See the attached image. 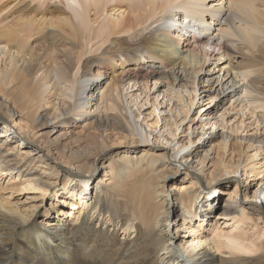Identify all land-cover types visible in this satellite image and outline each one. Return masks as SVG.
<instances>
[{
  "label": "bare ground",
  "instance_id": "bare-ground-1",
  "mask_svg": "<svg viewBox=\"0 0 264 264\" xmlns=\"http://www.w3.org/2000/svg\"><path fill=\"white\" fill-rule=\"evenodd\" d=\"M77 1L0 0V264H264V0Z\"/></svg>",
  "mask_w": 264,
  "mask_h": 264
},
{
  "label": "rangeland",
  "instance_id": "rangeland-1",
  "mask_svg": "<svg viewBox=\"0 0 264 264\" xmlns=\"http://www.w3.org/2000/svg\"><path fill=\"white\" fill-rule=\"evenodd\" d=\"M40 1H44V0H23V2H24V4H32L33 6H35V5H37V3H39ZM61 2H63L64 3V5L66 6V10L68 11V13L70 14V15H73L74 14V12L76 11H78L79 10V2L77 1V0H45V5L46 6H48V5H50V6H54V5H56V4H59V3H61ZM119 2V4L118 5H120V6H122V7H124V9H126L127 7H129V6H131V5H133L132 3H135L136 2V0H119L118 1ZM117 2V3H118ZM13 4H16V3H13ZM12 4V5H13ZM23 6V5H22ZM122 11V10H121ZM119 13H116V15H118ZM157 62V61H156ZM158 63V62H157ZM218 105V106H217ZM211 107H213L212 109H213V114H217V115H219L220 113H221V111L225 108V105L224 104H222L221 102H220V99H217L214 103H213V105L211 106ZM211 111V110H210ZM55 126H58V128H57V130H58V132H56V133H53V134H51V133H48V134H46L45 136H44V138H46L47 140H49V141H51V142H54V143H62V142H64L65 140H67L68 138H70V137H75V138H77L78 136H82V135H79L77 132L74 134V133H71V132H69L68 130H66L65 128H64V126L62 125V123H56V124H53V123H50L49 124V129L48 130H51V128L50 127H55ZM1 127H3V128H5L6 130H10L11 132L10 133H12V134H15V135H19V134H22V132H21V130H20V128L18 127V126H16V125H3V126H1ZM1 131V130H0ZM40 134H42V132L40 133ZM74 142V141H73ZM75 144H77L76 142H74ZM109 144V146H113L114 148H112V149H114L112 152H111V154H109L108 155V161L106 162V164L105 165H107L110 161H115V160H117V158H120V157H122V155L123 154H125V152H126V150H128L129 148L124 144V142H116V141H111V142H109L108 143ZM119 144H120V146H119ZM135 150H136V152H139V151H141L142 150V148H135ZM250 153H252V152H250ZM263 154L258 158V160L256 161V164H257V167L258 166H261L262 164H263V160H262V158H263ZM103 168V167H102ZM105 170L106 169H102V172L103 173H105ZM108 170V169H107ZM98 176V175H97ZM264 176V175H263ZM262 176V177H263ZM228 178L227 179H225V180H221V182H219V184L220 185H222V187L225 185V183H226V185H228L229 183H231V181H232V178H230V176H227ZM264 178H261V180H258V178H257V180L256 179H254V178H250L249 179V183H247V184H254V183H258V181H262ZM7 181H8V179L6 180V183H5V185H7ZM232 186V185H231ZM230 186V187H231ZM229 186H226V188H225V190H221V191H219V193H218V198H219V200H220V203H223V199H226L227 198V196L225 195V193L227 192V190L229 189V190H231L230 189V187L228 188ZM93 192V191H92ZM91 192V193H92ZM4 193L5 194H10L11 193V191H9V190H6V191H4ZM93 194V193H92ZM243 194L242 193H239V197H238V199H240V198H242L241 196H242ZM13 201L14 202H16L19 206H20V208H22V210H27L28 211V213H30V212H32V211H35L36 210V207L37 206H39V205H41V202H42V200H41V198L39 197V195L38 194H34L33 192H22V193H16L14 196H13ZM57 201H62V200H60V199H58ZM69 207H71V202H69L68 204H67V210H70V208ZM43 209V208H42ZM41 210V209H40ZM212 215L215 217L214 219H212V221L214 222V223H212V224H209V226L208 227H206L205 229L203 228L202 229V231L199 233V234H201L200 236L202 237V239H206V236H209V237H211L212 235L210 234L211 232H210V227L213 229V227H215V228H217V227H219V226H221L222 225V223L224 222V221H227L230 225L231 224H233V226H229L228 228H224L225 227V225H222L221 227L224 229V231L226 232V233H234V231H236V226H237V224H235V221L234 220H224L222 217H219V211H213L212 213H211V215H210V217H212ZM43 215H42V212H41V215L37 218V220H38V222H40V220L42 221V220H44V218L42 217ZM54 216H56V215H54ZM53 216V217H54ZM62 217V216H61ZM59 220V219H58ZM176 220V218H175V216H172L171 217V223H174V221ZM206 224H208V222L206 223ZM259 224H260V227H263L264 228V219L262 220L261 219V221L259 222ZM177 226H178V224H177ZM177 226H171V235L172 236H176L175 237V241H178V242H180L181 240H183V241H188V240H191V239H193V238H195L196 237V233H197V229H195L196 231L195 232H193V233H191V232H189V231H186V230H182V228L181 229H179L177 232L175 231V228L177 227ZM198 237V236H197ZM200 237V238H201ZM259 243H263V245H264V237L261 239V240H259L258 241ZM214 252V251H213Z\"/></svg>",
  "mask_w": 264,
  "mask_h": 264
}]
</instances>
